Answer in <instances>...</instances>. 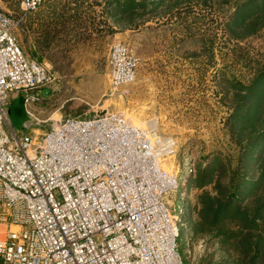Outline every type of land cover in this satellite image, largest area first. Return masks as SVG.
Segmentation results:
<instances>
[{"label":"rangeland","instance_id":"374dc122","mask_svg":"<svg viewBox=\"0 0 264 264\" xmlns=\"http://www.w3.org/2000/svg\"><path fill=\"white\" fill-rule=\"evenodd\" d=\"M0 9L24 51L56 76L31 105L37 132L109 109L172 133L179 187L168 197L184 264H264V221L247 237L240 225V211L264 199V0H42L34 10L0 0ZM97 21L105 34L87 30ZM117 41L136 55L138 73L113 88L106 62ZM22 97L10 95L7 129L24 127ZM203 190L234 195L216 224L200 216Z\"/></svg>","mask_w":264,"mask_h":264},{"label":"built area","instance_id":"2783aa9c","mask_svg":"<svg viewBox=\"0 0 264 264\" xmlns=\"http://www.w3.org/2000/svg\"><path fill=\"white\" fill-rule=\"evenodd\" d=\"M13 24L0 9V264H184L168 197L179 187L177 137L109 109L37 132L31 105L56 76L24 51ZM106 66L113 88L137 78V57L120 41ZM13 91L28 113L22 129L5 127Z\"/></svg>","mask_w":264,"mask_h":264},{"label":"trees","instance_id":"16d2710c","mask_svg":"<svg viewBox=\"0 0 264 264\" xmlns=\"http://www.w3.org/2000/svg\"><path fill=\"white\" fill-rule=\"evenodd\" d=\"M245 181L249 182L248 183L249 185H252L256 182L252 180L249 181L247 178H245ZM201 193H202L201 198L203 199L201 200L202 205L200 208V216L201 218L203 217L204 220L206 219L210 220L211 221L210 224H213V223L216 224L218 219L222 220L223 218H225L224 216H227L229 211H231L230 210L231 205L234 203V195L232 193L226 194L222 198H218L216 195H211L209 191L207 190H203ZM261 198L257 197L258 202H260L259 200ZM240 214L242 217L241 218L242 222H240L241 233L244 227H246V231H245L246 237H247V234L249 236H252V232H250L251 231L250 229L253 230L254 226L257 225V223L255 222V219H260L264 221V199H262V201L258 203V205H256L255 209L252 211L251 214H249V212L246 210H241ZM249 215L251 216L248 217ZM258 237H259V240H261V235L258 234ZM247 242L250 243L251 240H248Z\"/></svg>","mask_w":264,"mask_h":264},{"label":"crops","instance_id":"0c3cea01","mask_svg":"<svg viewBox=\"0 0 264 264\" xmlns=\"http://www.w3.org/2000/svg\"><path fill=\"white\" fill-rule=\"evenodd\" d=\"M104 21V20H103ZM106 24V23H105ZM87 30L88 31H90L91 30V33L92 32H94V33H99V34H105V32L107 31L106 29H105V27H104V24H99V21H97V23H96V25H94V26H88V28H87ZM112 33H115L116 32V29H114V28H112ZM110 31V30H109ZM132 82H134V81H132ZM131 82V83H132ZM26 121V120H25ZM150 126H152V125H150ZM0 224H3V223H0ZM1 228V227H0ZM0 235H1V230H0Z\"/></svg>","mask_w":264,"mask_h":264}]
</instances>
